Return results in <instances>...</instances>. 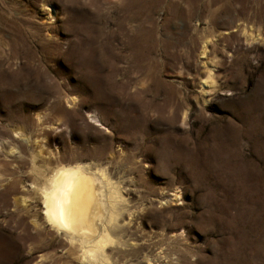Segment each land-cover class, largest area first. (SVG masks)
<instances>
[{
	"label": "rangeland",
	"instance_id": "374dc122",
	"mask_svg": "<svg viewBox=\"0 0 264 264\" xmlns=\"http://www.w3.org/2000/svg\"><path fill=\"white\" fill-rule=\"evenodd\" d=\"M74 165L110 264H264V0H0V264H81L31 186Z\"/></svg>",
	"mask_w": 264,
	"mask_h": 264
},
{
	"label": "bare ground",
	"instance_id": "6f19581e",
	"mask_svg": "<svg viewBox=\"0 0 264 264\" xmlns=\"http://www.w3.org/2000/svg\"><path fill=\"white\" fill-rule=\"evenodd\" d=\"M86 171L82 165H74L57 166L44 175L37 172L42 181L33 183L32 190L41 201L46 225L75 249L81 264H110L112 251L129 246L118 232L125 229L117 225L119 214L115 213L121 196L103 171L93 172L96 179Z\"/></svg>",
	"mask_w": 264,
	"mask_h": 264
}]
</instances>
